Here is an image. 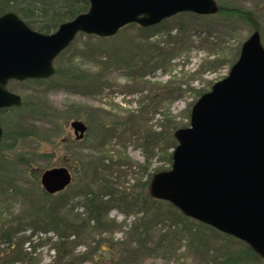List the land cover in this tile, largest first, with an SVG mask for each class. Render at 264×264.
Returning <instances> with one entry per match:
<instances>
[{
  "label": "rangeland",
  "instance_id": "rangeland-1",
  "mask_svg": "<svg viewBox=\"0 0 264 264\" xmlns=\"http://www.w3.org/2000/svg\"><path fill=\"white\" fill-rule=\"evenodd\" d=\"M215 1L248 10L257 28L237 14L180 12L144 35L130 25L108 37L78 33L53 65L61 72L87 73L92 89L72 88L56 74L45 86L8 82L26 105L5 116L11 122L4 130L23 127L34 134L16 139L12 147L10 138H1L0 225L44 203L65 222L87 220L90 226L77 233L64 228L62 234L48 222L27 223L11 237L23 255L11 257L10 264L68 259L71 264H220L228 254L234 258L244 252L245 242L181 218L169 202L148 194V184L141 188L148 176L170 168L166 155L174 147L166 134L189 125L192 105L228 74L243 41L257 30L264 47V0ZM37 106L52 117L30 114ZM73 120L87 126L81 140L70 126ZM58 166L69 170L71 181L45 197L40 174ZM103 185L124 202L104 192ZM89 189L107 207L101 227L91 219ZM149 218L150 223L140 224ZM60 242L68 254L64 259L56 257ZM8 245L0 241L1 250ZM238 261L226 264H264L261 257Z\"/></svg>",
  "mask_w": 264,
  "mask_h": 264
},
{
  "label": "water",
  "instance_id": "water-1",
  "mask_svg": "<svg viewBox=\"0 0 264 264\" xmlns=\"http://www.w3.org/2000/svg\"><path fill=\"white\" fill-rule=\"evenodd\" d=\"M89 7L49 33L29 27L16 13L0 15V109L20 106L10 80L49 78L54 59L78 33L108 37L129 24L149 27L180 12L212 15L215 0H88ZM76 138L86 125L70 123ZM2 128L0 126V138ZM168 170L152 174L147 190L183 215L245 242L264 259V47L257 30L240 46L228 74L191 107L189 125L173 132ZM71 181L64 166L47 168L48 194Z\"/></svg>",
  "mask_w": 264,
  "mask_h": 264
},
{
  "label": "trees",
  "instance_id": "trees-1",
  "mask_svg": "<svg viewBox=\"0 0 264 264\" xmlns=\"http://www.w3.org/2000/svg\"><path fill=\"white\" fill-rule=\"evenodd\" d=\"M89 7L88 0H0V15L6 13V12H14L16 13L29 27L32 29H35L39 32L43 33H49L54 31L58 25L61 22L67 21L69 19H72L74 16L81 12H85ZM221 13H227V14H237L241 16L247 23H250L254 28H257L256 21L248 10L234 8V7H227L224 5H218V11ZM135 26L137 32L140 35H144L148 33L149 30H152L155 28V25L149 26V27H140L136 25L135 23H129L127 26ZM70 45V44H69ZM140 52H142V48H137ZM65 51V50H63ZM62 51V52H63ZM61 52V53H62ZM60 53V54H61ZM59 54V55H60ZM236 55H239V52H237ZM108 58L109 56L106 55ZM238 57V56H237ZM69 69V70H68ZM56 77L60 76L64 81V83H68V85L75 89H85L89 90L92 89L93 80H91L90 76L77 69L73 68H65L62 72L59 68H55ZM50 78H28L23 80V83L29 84L31 86H45ZM61 83V82H59ZM203 92L200 93V95ZM26 105L25 101H22L20 106H12L9 108H3L0 109V125L2 128V138H10L11 144L8 147H12L14 144V141L18 138L26 137L29 135L34 134V132L26 130L23 127H17L13 128L8 132H6L4 129L6 126H8L11 122L7 120L8 114H14L15 112L21 110L22 107ZM44 108H40L39 106L34 108H30L28 111L30 114H34L41 117H52V115L47 114ZM46 109V108H45ZM47 110V109H46ZM49 111V110H48ZM36 118V117H35ZM166 136L171 141V146L175 147L176 140L173 137V133H167ZM169 141V142H170ZM167 161L170 164L171 163V152H169L166 155ZM148 179L142 183V190L146 188V185L149 181ZM101 188L106 189L104 192L107 191V193L112 194L115 196L116 199L123 200L124 197L117 194V192L114 193L112 189L108 185H103ZM45 193V197L51 196L52 194H48L45 190L43 191ZM89 194H92L94 196H89L90 200V214L91 219L95 223V227H101L104 224V217L103 215L105 210L107 209L106 206L99 203V199L96 194H94V191L92 189H89L87 191ZM87 196V195H86ZM86 196L84 198H86ZM142 199V198H141ZM143 200V199H142ZM104 208H103V206ZM171 206H173L171 204ZM174 208V207H173ZM55 209V208H54ZM51 207H49V210H45V204H38V208L33 212H29V215L27 216H18L17 220H11L8 221L7 224H4L3 222L0 225V241L9 242V247L5 250H1L0 248V264H10L13 260H10L11 257L19 258V256L23 255V250L19 245H14L10 243L11 237L13 233H15L18 230H21L27 223L31 224H47V222L50 224L49 226L54 228L57 232L64 233V228L70 229L72 232L77 233V231L82 230H88L89 223L87 220H82L79 223H72V222H65V220L58 215V210H54ZM104 209V210H103ZM43 211H47L45 215L41 214ZM178 215L181 218L187 219L188 217L183 216V214L176 209ZM55 213V214H54ZM12 221H16L15 225L9 224L12 223ZM26 221V222H25ZM150 218L145 221V223L141 222L140 224L147 225L150 223ZM25 223V224H23ZM7 225V227H5ZM30 225V224H29ZM143 225V226H144ZM211 230L216 231L215 228L206 225ZM62 233V234H63ZM61 235V238H66V235ZM239 257L232 258L230 254H228L226 257L222 258V261L220 264H226L227 260H239L238 262L250 260L252 258H259V255L256 254L247 244H245V250L244 252L238 253ZM67 251L64 248V242H60L59 247L57 248V256L58 258L62 257L63 259L67 257ZM21 259V258H19ZM57 263L60 262L61 264H71V260H54Z\"/></svg>",
  "mask_w": 264,
  "mask_h": 264
},
{
  "label": "flooded vegetation",
  "instance_id": "flooded-vegetation-1",
  "mask_svg": "<svg viewBox=\"0 0 264 264\" xmlns=\"http://www.w3.org/2000/svg\"><path fill=\"white\" fill-rule=\"evenodd\" d=\"M86 125V124H85ZM86 128H87V126H86ZM76 136V135H75ZM1 138H2V136H1ZM1 138H0V142H1ZM82 138H80L79 140H81Z\"/></svg>",
  "mask_w": 264,
  "mask_h": 264
}]
</instances>
